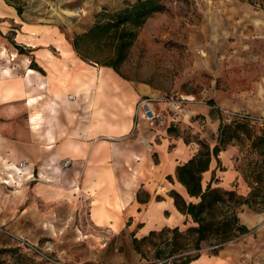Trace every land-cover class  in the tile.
Instances as JSON below:
<instances>
[{
	"label": "crops",
	"instance_id": "1",
	"mask_svg": "<svg viewBox=\"0 0 264 264\" xmlns=\"http://www.w3.org/2000/svg\"><path fill=\"white\" fill-rule=\"evenodd\" d=\"M73 33L32 19L26 10L19 15L0 0V225L19 235L28 220L43 225L62 205L114 234L136 227L140 238L190 224L171 192L198 201L176 176L195 148L169 126L139 116L137 103L151 87L83 60L71 43ZM219 159L224 170L213 159L203 176L210 174L209 182L215 174L224 180L214 185L225 187L238 175L225 170L230 163L223 155ZM21 162L26 180L3 183L8 166ZM261 212L245 210L251 233L243 240L190 264H263Z\"/></svg>",
	"mask_w": 264,
	"mask_h": 264
},
{
	"label": "rangeland",
	"instance_id": "2",
	"mask_svg": "<svg viewBox=\"0 0 264 264\" xmlns=\"http://www.w3.org/2000/svg\"><path fill=\"white\" fill-rule=\"evenodd\" d=\"M12 1L21 5L32 19L59 24L64 30L77 33L93 22L97 13L104 9L114 11L132 0ZM164 3L166 9L152 15L140 30L121 67L123 76L150 86L148 96L184 99L177 120L161 125H171V134L188 140L195 154L200 148L198 139L211 146L216 143L220 115L228 124L254 118L249 122L260 132L264 122V0H164ZM210 101L216 106L210 105ZM242 137L220 152L230 163L225 170L231 169L238 176L225 187L214 185L224 180L216 177L213 186L235 188L246 196L252 188L245 174L261 156L252 152L250 140ZM209 175L203 176L204 185ZM248 209L243 205L240 210L242 222ZM80 217L79 212L75 214L70 206L62 205L49 212L43 225L28 220L19 235L0 225V264H55L41 253L60 264H173L182 256L197 252L193 244L195 233L179 238L186 246L171 254L169 231L145 240L141 239L150 232L142 238L137 236L140 240L136 246V227L127 226L114 234ZM263 223L264 216L259 225ZM191 225L192 221L178 227L185 232ZM167 228L174 227L155 231ZM212 249L210 244L202 243L201 256L215 255Z\"/></svg>",
	"mask_w": 264,
	"mask_h": 264
},
{
	"label": "trees",
	"instance_id": "3",
	"mask_svg": "<svg viewBox=\"0 0 264 264\" xmlns=\"http://www.w3.org/2000/svg\"><path fill=\"white\" fill-rule=\"evenodd\" d=\"M6 2L14 6L18 14L22 15L24 9L21 5L12 0H6ZM165 9L164 0H132L114 11L104 9L96 14L93 22L71 36V43L83 60L111 67L123 76L121 67L128 59L140 30L152 15ZM17 47L24 52L22 47L18 45ZM32 65L35 64L32 62ZM210 105L216 106L214 101H210ZM249 118L251 117L248 116ZM251 119L228 124L220 115L216 143L211 146L206 140L198 139L200 148L197 153L177 167V179L185 186L188 195L197 198L198 201H187L174 190L171 193L177 208L190 217L194 225L189 226L185 232L178 226L162 231L152 230L141 239L145 240L160 235L163 231H169L172 233L171 254H174L182 251L186 246L178 239L195 233L193 244L197 252L194 255L182 256L180 261H175L173 264H190L197 260L201 256L200 251L204 242L213 247L211 253L216 255L227 243L248 234L251 229L241 221L239 215L243 205H247L256 212L264 210V122L263 128L257 132L249 122ZM171 128L169 125L170 131ZM242 136L250 140L252 152L261 156L256 165L245 174L246 181L252 188L250 194L244 196L236 189L214 187L215 174L206 186H203V174L210 169L212 160L215 159L217 167L221 168L220 152L235 139L242 140ZM184 141L189 143L188 140ZM139 240L134 234L136 246Z\"/></svg>",
	"mask_w": 264,
	"mask_h": 264
},
{
	"label": "built area",
	"instance_id": "4",
	"mask_svg": "<svg viewBox=\"0 0 264 264\" xmlns=\"http://www.w3.org/2000/svg\"><path fill=\"white\" fill-rule=\"evenodd\" d=\"M184 99L181 98H162V97H152L147 96L142 98L137 103V112L138 115L143 117L146 121L153 125H161L163 123L175 122L176 116L183 110ZM157 105H161V108H158ZM71 162L70 158H67L64 161V166H68ZM25 162H21L19 164H10L8 168L5 170H9V173L5 174V178L2 180L3 183L7 185L19 186L26 180L27 176H25ZM30 247L36 251L40 252L38 247L35 245H30ZM43 257H46L48 260L55 264H60L59 262L53 261L49 256L45 253H41Z\"/></svg>",
	"mask_w": 264,
	"mask_h": 264
}]
</instances>
